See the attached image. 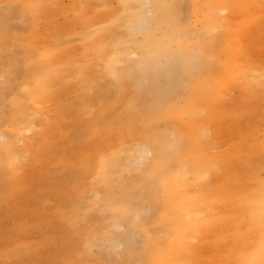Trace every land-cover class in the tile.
I'll return each mask as SVG.
<instances>
[{"label":"rangeland","instance_id":"374dc122","mask_svg":"<svg viewBox=\"0 0 264 264\" xmlns=\"http://www.w3.org/2000/svg\"><path fill=\"white\" fill-rule=\"evenodd\" d=\"M135 1L142 5L148 25L140 29L134 39L123 40L126 52L123 65L134 66L141 73L144 66L136 49L138 40L148 28L155 29L156 37L162 36L170 28V21H152L156 19L152 13L156 0ZM205 1L188 0L178 17L181 32L178 44L186 51L204 42L196 40L194 35L202 27L208 28ZM231 1L244 5L246 0ZM104 4L109 9L118 5L116 0H106ZM100 10L98 4L90 0H0V264L123 263L115 255L109 263L110 255L95 246L98 242L104 243L106 235L125 230L123 226L113 225L110 211L101 199V192L116 193L120 187L117 181L104 188L97 187L92 172L96 161L109 155L119 144L127 147L140 144L138 127L136 132L131 131L138 122L131 124L126 110L134 103L131 97L127 98L117 112L111 113L112 100L106 88L113 91L116 82L100 65L94 64L91 73L88 70L87 84L81 83L71 70V67L78 70L87 64L81 55L87 49L88 39L76 21L83 14L95 15ZM214 14L221 22L216 32L222 41L216 42L213 38V46L224 45L225 37L237 28L239 48L236 51L245 54L264 72V3L252 0L251 7L242 10L238 18L240 24L233 23L237 27L227 19L226 11L218 9ZM191 31L193 35L187 34ZM223 58L224 53L219 57L208 56L204 63L207 68L217 70ZM149 86V80L140 79L134 95L143 94ZM236 96V91H232L229 98ZM229 98L225 100L231 106L233 100ZM263 105V100L257 103L264 115ZM19 108L26 111L28 121L27 118L15 120ZM243 113L244 109L236 114L241 116V121L246 119ZM200 115L204 117L205 113ZM111 118L115 122L107 124ZM234 120L233 113L224 119L219 129L221 135L209 146L212 155L222 157L230 152L226 137L232 132L230 126ZM258 123L255 114V142L263 140L264 121L260 126ZM149 158L150 155L143 157L136 163L133 174H125L121 181L127 183L132 175H139ZM251 170L249 185L257 203L254 200L249 254L253 264H261L264 258V160H255ZM218 175L223 177L221 172ZM87 204L91 207L85 208ZM142 219L143 226L148 227L149 207L145 208ZM91 235L96 244L83 248L79 256L82 246L78 241ZM210 237L197 241V257L186 264H210L206 253L210 245L217 243L216 237ZM151 242L141 233L135 235L131 254L145 253L147 243ZM112 250L122 254L125 247L117 243Z\"/></svg>","mask_w":264,"mask_h":264},{"label":"bare ground","instance_id":"6f19581e","mask_svg":"<svg viewBox=\"0 0 264 264\" xmlns=\"http://www.w3.org/2000/svg\"><path fill=\"white\" fill-rule=\"evenodd\" d=\"M105 1L90 0L101 10L95 15L83 14L76 21L88 39L87 49L81 55L87 64L71 70L81 83L87 84L88 70L91 73V68L100 65L116 82L113 91L106 88L112 100L111 113L117 112L127 98H132L134 105H128L126 110L129 122L133 125L138 122L131 131L136 132L138 127L140 144L135 147L119 144L109 155L96 161L92 172L95 185L104 188L117 181L120 187L116 193L101 192V199L110 211L113 225L123 226L125 230L106 235L104 243L95 246L110 255L109 263L115 255L122 264H186L197 257V241L211 236L217 238V243L210 245L206 253L210 264H253L249 249L256 198H252L249 180L254 161L264 160V130L262 141L253 139L254 115H258V126L264 121L257 106L259 101L264 102V72L249 57L236 51L237 28L225 37L224 45L216 47L212 41L213 38L222 41L216 32L221 22L214 13L222 9L228 13L232 25L240 24L238 18L243 9L251 7L252 0L244 1V5L231 0H206L208 28L202 27L194 35L196 40L204 42L190 51L178 44L181 34L178 17L188 0H156L152 8L156 19L152 21L159 23L167 19L170 28L160 37H156L155 29L148 28L138 40L136 49L144 66L141 73L134 66L123 65L126 52L122 42L134 39L148 25L142 5L135 0H116V8L109 9ZM187 34L193 35V31ZM222 53L219 69L207 68L204 59ZM140 79L149 80L150 86L135 96L134 88ZM232 91L237 93L235 99L229 98ZM226 98L233 100L231 106ZM19 109L15 120L27 118L28 121L26 111ZM242 109L246 115L244 121H241L242 113L236 115ZM202 112L204 117L200 115ZM230 113L235 117L230 126L232 132L226 137L230 152L216 157L210 153L209 146L221 135L219 129ZM114 122L112 118L106 121ZM146 155L150 158L142 172L123 183L122 177L134 172L136 163ZM205 189L208 191L203 192ZM77 198L83 201L80 196ZM88 207L91 206L87 204L85 208ZM146 207L151 212L148 227L142 224ZM139 233L152 242L147 243L145 253L131 254L132 239ZM94 241L93 235L81 238L79 256ZM117 243L125 247L124 253L112 250ZM84 253L88 255V249ZM198 258L201 263L200 255Z\"/></svg>","mask_w":264,"mask_h":264}]
</instances>
